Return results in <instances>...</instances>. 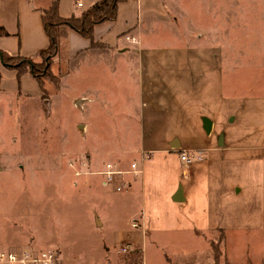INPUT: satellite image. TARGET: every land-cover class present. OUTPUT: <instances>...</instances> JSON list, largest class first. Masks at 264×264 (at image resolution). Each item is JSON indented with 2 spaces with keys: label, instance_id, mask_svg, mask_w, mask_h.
Returning a JSON list of instances; mask_svg holds the SVG:
<instances>
[{
  "label": "rangeland",
  "instance_id": "1",
  "mask_svg": "<svg viewBox=\"0 0 264 264\" xmlns=\"http://www.w3.org/2000/svg\"><path fill=\"white\" fill-rule=\"evenodd\" d=\"M93 1L76 6L85 10ZM195 2L184 5L192 26L182 21L175 47L161 48L190 63L191 72L182 67L174 76L169 106H123L126 89L148 100L147 93L120 81L123 72L85 71L92 58L81 57L69 66L74 90L53 85V58L29 59L53 86L40 106L12 92L0 95V249L58 246L59 264H135V257L139 264H213L217 247L231 264H264V0ZM67 50L63 40L60 67ZM8 61L24 63L22 56ZM92 82L103 90L94 104L82 98L92 97ZM120 118H130L127 130L139 128L138 138L120 130V138H109L108 127ZM183 151L193 157L189 166L181 163ZM84 153L96 165L112 161L123 170L138 161L144 173H125L124 180L139 184L140 198L128 203L126 191L98 178L74 189L68 160ZM180 188L186 200L171 201ZM59 195L66 202L57 205L51 198ZM135 221L144 226L134 229ZM128 244L141 253L123 254Z\"/></svg>",
  "mask_w": 264,
  "mask_h": 264
},
{
  "label": "crops",
  "instance_id": "2",
  "mask_svg": "<svg viewBox=\"0 0 264 264\" xmlns=\"http://www.w3.org/2000/svg\"><path fill=\"white\" fill-rule=\"evenodd\" d=\"M53 1L55 0H0V25L9 32V35H0V50L10 56L32 57L40 49L47 47L49 37L43 27L41 10L49 8ZM89 1L92 0H87V2ZM187 1L191 2L192 0H127L121 3L116 21L103 22L95 27V40L102 43L98 46H92L89 39L82 37L77 31L69 29L64 39L65 48H68L66 64L60 67L62 64L61 53L53 60L52 70L54 75L59 78V83L53 85H58L57 89L74 90V80L69 75V66L79 57L85 60L92 58V67L87 63L85 71L92 69V72L99 71L102 75L123 72L124 77L120 81L128 83L130 86L142 87L147 93L148 100L140 98L139 89L136 95L133 90L129 92L126 89L127 100L122 103L123 106H136L138 101H146L152 107L169 106L172 97L170 88L175 83L174 76L181 71L182 67L185 68L186 73L191 72L190 63L187 66V56L185 54L178 56L175 51L161 48L163 45H166V48L172 46L174 48L177 34L183 35L184 32L178 31L177 26L185 19L187 22L191 19V14H187L184 9ZM195 1L198 7L204 5L201 3L202 0ZM58 2L60 13L64 17L79 16V11H81L80 13L83 11L76 6L77 0H58ZM85 3L86 0L83 2L84 7ZM189 24L192 26L191 21H189ZM171 35L173 41H171ZM127 37H130V39H127ZM133 37L138 42H134ZM143 48H148L149 51H144ZM155 48L157 49L155 50ZM0 72L2 73L0 95L3 93H6V96L10 95L7 92L15 93V95L19 94L21 98L23 96L29 97L30 101H34L38 106L41 104L42 97L44 98L46 87L47 89L53 87L45 82L44 89H42L38 80L30 74L23 75L20 81L17 71L8 70V67H4L1 63ZM166 90L167 93L164 97L159 99L162 92ZM102 93V88L95 86L92 82V97L84 95L82 98H85L83 100L92 101V104H94L96 103L95 95L102 97ZM31 96L36 99H31ZM104 97L106 98L105 94ZM83 100L78 101V107L81 106ZM87 103L85 102V106ZM71 105L74 107L73 104ZM119 105L120 103L117 102L116 106ZM49 114L51 115L50 111L47 112L46 117H49ZM92 115H95V113L92 112ZM108 115L112 117L110 114ZM129 120L130 118L127 120L123 118L116 121L112 120L111 126L108 127L111 133L109 138H120L119 130L120 133H124L121 134L124 138H138L139 135L135 133H138L139 128L137 129L135 125L127 130ZM84 125L88 126L87 123H79V127ZM77 130L80 133V129ZM142 131L144 130L142 129ZM121 182L126 181L122 179ZM100 184L103 185L102 182ZM57 185L55 183V186ZM42 186L48 187L49 184L47 182L42 183ZM125 191L129 194L128 203L133 204L135 199L137 201V198H140L139 184L136 181L126 183L125 189L121 192ZM44 193L42 196L48 199L47 192ZM175 195L176 192L171 197V201L182 203V201L178 202L174 199ZM183 196L186 200L184 192ZM65 197V195L64 197L59 195L51 199L56 201L58 205L66 202ZM94 199L96 203L103 204L101 198ZM125 209L131 210L127 207ZM94 221L98 227L104 225L102 216L97 212ZM144 223L142 221L143 226ZM135 236H137L136 233H129V238L133 239ZM140 242V239L136 240L137 244H140ZM54 248H57L59 258H61L60 247L55 246Z\"/></svg>",
  "mask_w": 264,
  "mask_h": 264
},
{
  "label": "trees",
  "instance_id": "3",
  "mask_svg": "<svg viewBox=\"0 0 264 264\" xmlns=\"http://www.w3.org/2000/svg\"><path fill=\"white\" fill-rule=\"evenodd\" d=\"M127 0H95L88 6L79 16L64 17L60 13V6L58 0L52 2L49 8L41 10L43 27L46 34L49 37V44L47 47L40 49L35 55H40L41 57H48L50 59L56 57L61 53V47L63 40L67 36V31L73 29L77 31L82 37L87 38L91 41L92 46H98L102 43L96 42L95 40V27L103 22H114L117 20L120 4ZM0 35H9V32L0 25ZM65 41V40H64ZM20 56V55H18ZM32 57H23L24 63L19 65H14L9 62V58H14L15 56H10L9 54L0 50V60L7 66L16 69L19 80L21 77L27 73H30L35 77L42 89H44L45 81L43 78V73L39 70V65L34 61H30ZM46 65L48 60L45 61ZM29 67V69H28ZM47 69L46 72H48ZM52 75V73H51ZM53 81L58 84L59 78L54 75ZM2 79V73L0 72V81ZM215 261L213 264H231L227 258H225L222 249L215 248ZM138 252V253H137ZM141 253V252H140ZM139 248L135 253L130 254V256L139 255ZM134 263L139 264L140 260L138 257L134 258Z\"/></svg>",
  "mask_w": 264,
  "mask_h": 264
},
{
  "label": "built area",
  "instance_id": "4",
  "mask_svg": "<svg viewBox=\"0 0 264 264\" xmlns=\"http://www.w3.org/2000/svg\"><path fill=\"white\" fill-rule=\"evenodd\" d=\"M78 6H83L82 0H77ZM130 39V37H127ZM135 40V38H132ZM181 163L189 166L193 162V157L188 151L180 154ZM68 168L71 174L72 186L74 189L81 190L90 185L94 178L101 180L105 187H112L115 191H123L126 182H119L124 179L125 173H134L136 175L143 174L144 170L138 161L131 163L129 170H123L115 162L108 161L102 165H96L90 154H82L81 156H73L68 160ZM133 228H141L143 224L135 221ZM123 254L135 253L138 248L131 244L121 245ZM59 252L57 248L49 247L40 248H17L15 250L0 249V264H59Z\"/></svg>",
  "mask_w": 264,
  "mask_h": 264
},
{
  "label": "water",
  "instance_id": "5",
  "mask_svg": "<svg viewBox=\"0 0 264 264\" xmlns=\"http://www.w3.org/2000/svg\"><path fill=\"white\" fill-rule=\"evenodd\" d=\"M183 189L180 188L177 192L176 195L174 196V199L178 202L183 201L184 200V196H183Z\"/></svg>",
  "mask_w": 264,
  "mask_h": 264
}]
</instances>
